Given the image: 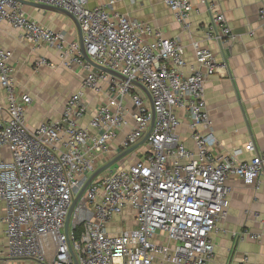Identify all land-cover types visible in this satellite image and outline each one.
Masks as SVG:
<instances>
[{
  "label": "built area",
  "instance_id": "1",
  "mask_svg": "<svg viewBox=\"0 0 264 264\" xmlns=\"http://www.w3.org/2000/svg\"><path fill=\"white\" fill-rule=\"evenodd\" d=\"M62 9L79 23L86 55L95 64L126 78L112 77L85 61L78 42L64 31L50 30L28 17L16 0H0V23L20 32V39L55 49L66 68L80 78L57 120L30 129L25 109L31 99L15 90L12 54L0 47V88L5 97L0 117L1 255L37 264H209L213 235L228 216L232 178L257 187L264 173V149L217 151L218 141L204 100L205 80L216 69L209 44L220 50L236 41L225 16L198 0L210 13L201 40L192 41L188 65L178 38L166 39L143 22L106 7L89 8L87 0H25ZM131 3L135 0H129ZM184 33H190V0H162ZM264 32V3L257 12ZM44 58L35 67L45 66ZM106 97L89 118L84 92ZM136 82L149 93L150 99ZM184 112L193 149L180 140ZM124 129L125 137L112 144ZM144 143L146 151L131 163L132 153L106 169L85 188L89 177L116 155ZM128 215L126 228L123 227ZM257 236L240 233L239 240Z\"/></svg>",
  "mask_w": 264,
  "mask_h": 264
},
{
  "label": "crops",
  "instance_id": "2",
  "mask_svg": "<svg viewBox=\"0 0 264 264\" xmlns=\"http://www.w3.org/2000/svg\"><path fill=\"white\" fill-rule=\"evenodd\" d=\"M190 1L193 6L190 33L181 30L162 0H135L132 3L129 0H87V5L89 8L103 6L127 15L159 31L166 39L178 38L184 47L188 68L194 63L191 42L201 40V30L210 19L204 5L198 0ZM206 2L225 16L237 37L222 51L218 44L208 45L215 55L216 69L205 80L204 100L218 141L217 151L228 154L243 149L239 161L249 160L252 154L244 151L248 143H253L258 151L264 149V32L257 20V12L264 0ZM23 8L29 18L50 30L64 31L68 42H78L77 29L66 16L29 6ZM19 36V31L0 23V47L12 54L15 90L35 102V106L29 104L25 109L26 125L32 129L44 121L59 119L66 99L80 89V78L74 79L65 71L79 70L66 68L55 49L35 46ZM40 58H44L47 64L35 67ZM99 85L102 87L103 83ZM105 97L106 91L103 90L98 94L84 92V101L89 107L84 121ZM4 107L5 97L0 88V117L4 114ZM179 116V138L187 148L193 149L185 113L180 112ZM127 131L124 129L119 133L113 147ZM228 184L232 189L228 216L219 223L218 232L212 237L214 257L209 264H264V173L257 180V190L237 178L230 179ZM240 233L258 239L247 237L242 241L238 239ZM3 244L2 241L0 250H3ZM0 260L9 261V264H37L32 260L5 256Z\"/></svg>",
  "mask_w": 264,
  "mask_h": 264
},
{
  "label": "water",
  "instance_id": "3",
  "mask_svg": "<svg viewBox=\"0 0 264 264\" xmlns=\"http://www.w3.org/2000/svg\"><path fill=\"white\" fill-rule=\"evenodd\" d=\"M17 2H19L21 5L23 6H29V7H34V8H38V9H43L46 11H51V12H55V13H59L62 14L64 16H66L67 18H69L73 24L75 25L76 29H77V33H78V43L80 46V50L81 53L83 55V58L85 59V61L87 63H89L94 69H97L105 74H108L112 77L118 78L120 80L126 81V78L122 77L121 75L114 73L108 69H105L103 67H100L99 65L95 64L94 62H92L89 57L86 55V51H85V47L83 44V40H82V33H81V29L79 26V23L77 22V20L70 15L69 13H67L66 11L59 9V8H55V7H51V6H47V5H43V4H37V3H32V2H28L25 0H16ZM133 85L137 86L141 91H143V93L150 99L149 97V93L147 92V90L142 87L141 85H139L136 82H131ZM150 134V130L146 133V135L144 136V138L136 145L130 147L129 149H126L125 151L121 152L120 154L116 155L114 158H112L110 161H108L106 164H104L103 166L99 167L87 180V182L85 183L84 187L81 189V191L79 192V194L76 196V198L73 200L68 214H67V218H66V222H65V233L67 232L68 229V224H69V220L71 217V214L73 212V209L77 203V201L79 200V198L81 197L82 193L84 192L85 188L89 185V183L96 178L99 174H101L103 171H105L106 169L110 168L111 166H113L115 163H117L118 161H120L121 159H123L125 156H127L128 154L132 153L134 150H136L138 147H140L141 145H144V143L146 142L148 136ZM70 254L73 260V264H78L76 261V258L74 256V253L72 252V250H70Z\"/></svg>",
  "mask_w": 264,
  "mask_h": 264
},
{
  "label": "rangeland",
  "instance_id": "4",
  "mask_svg": "<svg viewBox=\"0 0 264 264\" xmlns=\"http://www.w3.org/2000/svg\"><path fill=\"white\" fill-rule=\"evenodd\" d=\"M65 72L67 74H69V75H72L74 79H77L78 80V78H79L78 75L72 73V71H65ZM68 88H70V86H68ZM106 88H107V84L106 83H103L101 89L103 91H106ZM68 91H69V89H68ZM60 94H62V93H60ZM30 104L33 105V106H35V102L34 101H32ZM145 151H146V146L145 145H141L140 147H138L136 150H134L132 152L131 160L128 163H131V161H133L138 155L141 156ZM123 161H124V158L121 159L120 161H118L117 163H115L113 166H111L110 169H114V168L119 167L123 163ZM128 219H129L128 215H125V218H124L125 222L122 223L124 228H126V226H127ZM0 239H1V241H0V249H1L2 248L1 246H2L3 238L0 236ZM0 251H2V250H0ZM1 256L4 257L5 255H1ZM6 258H8V257H6ZM9 259H13V258H9ZM9 263H10L9 261L0 260V264H9Z\"/></svg>",
  "mask_w": 264,
  "mask_h": 264
}]
</instances>
